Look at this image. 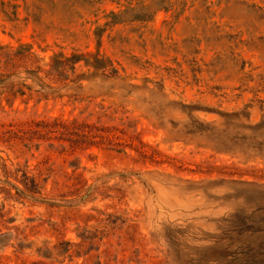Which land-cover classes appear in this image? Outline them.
Instances as JSON below:
<instances>
[{"label":"rangeland","instance_id":"rangeland-1","mask_svg":"<svg viewBox=\"0 0 264 264\" xmlns=\"http://www.w3.org/2000/svg\"><path fill=\"white\" fill-rule=\"evenodd\" d=\"M2 53L0 264L264 260V0H0Z\"/></svg>","mask_w":264,"mask_h":264},{"label":"trees","instance_id":"trees-1","mask_svg":"<svg viewBox=\"0 0 264 264\" xmlns=\"http://www.w3.org/2000/svg\"><path fill=\"white\" fill-rule=\"evenodd\" d=\"M147 10H150V7L149 6H147ZM3 54L4 53L0 54V59H1V55H3ZM27 54H28V52H27L26 49H19V50H16V51H14V50H7L5 52L4 57L6 58V63L7 62L8 63L9 62L17 63L16 60H21ZM78 60H80V58L77 59L76 61H78ZM59 61H61L60 62L61 63L60 65L55 66V64L57 62L52 65V70L51 71H53V72L51 74L53 75L54 78L57 76L58 78L61 79L62 73H64V67H63V65L65 63L62 60H59ZM59 70H61V71H59ZM2 80H3V78L0 77V81H2ZM251 252H252V250H249L248 252H239V253L238 252H233L231 254V259H233V260H230L229 263H227V264H234V263H237V261H240V263H238V264H241L243 262H246V260L248 261V259L253 256L254 253L252 252V254H251ZM254 252H257V251L254 250ZM258 252H260V254L264 257V249H263V252L262 251H258ZM256 264H264V260H260Z\"/></svg>","mask_w":264,"mask_h":264}]
</instances>
